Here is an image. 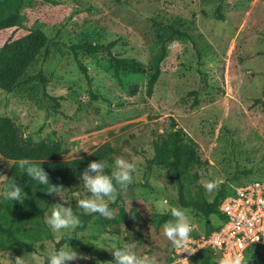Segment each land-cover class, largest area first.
<instances>
[{"label": "rangeland", "instance_id": "374dc122", "mask_svg": "<svg viewBox=\"0 0 264 264\" xmlns=\"http://www.w3.org/2000/svg\"><path fill=\"white\" fill-rule=\"evenodd\" d=\"M156 21L174 23L189 38L173 39L162 47ZM32 27L47 36L49 54L39 55L26 74L41 71L45 86L35 79L9 93L0 90V115L10 117L35 141L59 140L62 159L100 148L108 149L113 162L123 157L136 164L134 183L121 194L119 206L112 208L115 217L121 206L129 221L114 223L97 214L78 237L102 249L134 245L138 255L155 256L159 264H185L183 258L188 264H200L204 251L178 254L164 236L163 225L173 219L168 209L186 211L194 229L192 239L216 225L218 217L205 218L191 207H180L171 169L154 165L146 177V160L152 157L154 140L175 122L197 143L203 161L195 169L198 178L188 187V200L200 195L211 200L216 191L209 194L203 187L210 180L227 189L264 174V0H24L21 26L0 31V45ZM113 40L116 44L110 52L99 49L74 55L69 49L77 42ZM116 55L135 58L141 71L116 73L112 67ZM77 61L86 66L89 80L80 73ZM156 68L159 76L147 95V79ZM201 75L206 81L203 88ZM194 89H199L198 103L191 105L193 97L188 93ZM50 96L60 98L58 109L52 107ZM258 98L262 102H256ZM12 166L13 160L0 156L4 225L9 223L4 194ZM64 196L77 206L90 194L80 181L64 188ZM60 202L53 196L38 204L40 215L32 211L16 225L30 232L46 226L57 238L63 230L53 232L46 219ZM131 210L138 211L136 218ZM17 234L21 243L0 244V264H15L17 256H23L26 264H43V254L53 252L50 240L31 239L22 230ZM70 248L87 257L70 264H111L97 261L75 245L62 249ZM255 249L264 256V246ZM249 252L245 264L251 263ZM212 259L218 264L220 256L213 254Z\"/></svg>", "mask_w": 264, "mask_h": 264}, {"label": "trees", "instance_id": "16d2710c", "mask_svg": "<svg viewBox=\"0 0 264 264\" xmlns=\"http://www.w3.org/2000/svg\"><path fill=\"white\" fill-rule=\"evenodd\" d=\"M24 0H0V31L17 28L21 26V10ZM222 19V15L216 16ZM157 27L161 32L162 47L173 39L189 38L185 30L180 29L174 23L168 21H156ZM116 41H110L106 44H97L88 41L73 43L69 46L71 52L76 55L78 52L94 53L99 49L110 52L115 46ZM49 54L47 48V36L39 27L28 28L25 33L12 39H7L0 45V90L9 93L18 89L21 85L29 83L37 79L45 86V77L41 71L36 74L27 75L26 70L36 60L39 55L46 58ZM198 55V54H197ZM199 58V56H198ZM199 64V62L197 63ZM77 66L80 73L89 80L87 68L80 61H77ZM112 67L117 73L120 70L130 73H139L142 69L141 63L132 57L127 56H113ZM201 73V72H200ZM159 76V68H156L148 77L146 83V94L151 95L152 88ZM201 88L206 85L203 75H201ZM199 89L189 91V95L193 97L192 104L198 103ZM264 98V82L261 92ZM96 97V96H93ZM52 107L58 109L60 106L59 97L50 96ZM256 102H262V98L256 99ZM197 143L182 129L177 126L175 122L171 123V129L168 130L164 136L154 140L152 157L146 160L145 176L147 177L154 165L170 168L173 174L174 182L177 189L176 203L180 207H191L202 214L205 218L210 215H216L220 220L224 216L218 210V206L225 195L229 192V187L222 184L215 192L211 200H207L203 195H200L195 200H188L186 198L187 190L198 178L195 171L200 167L203 161L200 159L197 151ZM107 150L96 149L93 154L74 159H62L61 154L62 144L59 140H33L30 136L24 135L15 122L6 115H0V156L13 160V166L9 173V182L13 180L20 185L25 193L26 198L23 203L19 201L8 200L6 206L9 215V223L4 225L0 222V244L22 242L17 232L22 230L27 233L31 239H38L43 237L50 240L53 244V252L59 251L67 245H75L81 251L87 253L90 257L95 258L99 262H106L115 264L112 252L105 249L95 247L90 242L83 241L78 237L79 232H82L87 226L91 218L97 214H85L82 209L76 206L73 199H69L73 211L78 215L82 221V225L72 232V239L62 233L57 238L51 234L46 226L43 228H33L32 232L23 227L16 225L21 218H26L32 214V211H37L39 215L42 210L39 208L40 203L49 201L53 195H48L45 190L49 186L40 185L37 181H33L26 173L19 170L18 162L21 159H28L33 164L39 165L49 174L50 183L55 185H63L64 188L76 186L80 182V175L87 167L89 162L93 160L107 161L110 165L113 159L107 156ZM111 172V168L106 169ZM250 173V170L245 172ZM264 174L260 177H263ZM233 179H237L236 173L233 174ZM259 178V177H258ZM243 183V182H242ZM240 184V183H236ZM121 194L117 200L112 203L109 202L110 208L119 206ZM132 217L136 218L137 210H131ZM114 223L129 221L127 213L120 206L117 215L112 219ZM218 224V223H217ZM216 224V225H217ZM41 225H44L41 223ZM216 225H209L205 230L207 234ZM252 247L248 250L247 257L251 260L250 264H264V256ZM204 251L200 264H217V261L212 259L213 254H216L212 249L205 247L199 249ZM50 255V254H49ZM47 254H43V264H45Z\"/></svg>", "mask_w": 264, "mask_h": 264}, {"label": "clouds", "instance_id": "9594fccd", "mask_svg": "<svg viewBox=\"0 0 264 264\" xmlns=\"http://www.w3.org/2000/svg\"><path fill=\"white\" fill-rule=\"evenodd\" d=\"M89 154L93 153L89 152ZM41 163L36 165L25 158L19 160L18 167L22 173H26L33 181H37L40 185L49 186L45 190L46 194L60 198V206L53 209L46 219V224L53 232L63 230L64 235L70 240L73 238L72 232L82 225V221L74 213L71 203L64 196V186L50 183L49 174L41 167ZM109 168H111L110 173L106 171ZM135 171L136 164L123 157H117L111 165L103 160L89 162L79 179L90 196L79 199L77 202L78 208L88 215L99 214L106 219H113L114 211L110 208L109 202L114 203L118 196L126 192L129 186L134 183ZM219 186L220 182L218 180H210L203 185L206 193L209 194L217 191ZM4 195L8 200L23 203L27 193L13 180L8 185ZM168 212H170L173 219L163 225L164 236L173 248L178 250V254L183 252L195 253L197 248L189 246L191 233L194 230L191 218L185 210L178 207H171ZM81 237L83 236L81 235ZM259 239V237H256V241ZM134 247V245L124 244L122 247L104 249L112 252L115 264H159L157 257L138 255ZM80 258L86 259L87 257H82L72 248L70 250L60 249L48 255L45 264H70V262ZM183 259L185 264H188L189 260L187 258ZM14 262L15 264H26L23 256H17ZM220 264H245V258L241 253L230 254L225 256Z\"/></svg>", "mask_w": 264, "mask_h": 264}, {"label": "built area", "instance_id": "2783aa9c", "mask_svg": "<svg viewBox=\"0 0 264 264\" xmlns=\"http://www.w3.org/2000/svg\"><path fill=\"white\" fill-rule=\"evenodd\" d=\"M218 210L224 219L207 234L191 238L193 248L208 247L221 261L230 254L241 253L245 257L250 248L264 246V176L231 184ZM256 237L260 239L256 241Z\"/></svg>", "mask_w": 264, "mask_h": 264}]
</instances>
